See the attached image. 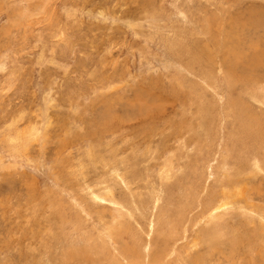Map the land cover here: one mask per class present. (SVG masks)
Instances as JSON below:
<instances>
[{
	"label": "rangeland",
	"instance_id": "rangeland-1",
	"mask_svg": "<svg viewBox=\"0 0 264 264\" xmlns=\"http://www.w3.org/2000/svg\"><path fill=\"white\" fill-rule=\"evenodd\" d=\"M0 264H264V0H0Z\"/></svg>",
	"mask_w": 264,
	"mask_h": 264
}]
</instances>
